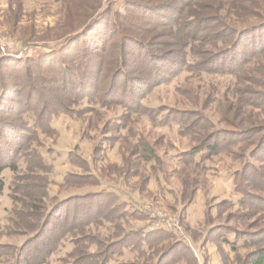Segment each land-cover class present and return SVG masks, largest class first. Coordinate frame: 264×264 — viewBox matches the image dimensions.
I'll return each instance as SVG.
<instances>
[{
  "label": "rangeland",
  "instance_id": "1",
  "mask_svg": "<svg viewBox=\"0 0 264 264\" xmlns=\"http://www.w3.org/2000/svg\"><path fill=\"white\" fill-rule=\"evenodd\" d=\"M137 1L160 9L172 5L164 12L156 11L158 16L172 19L171 24H158L131 6L122 7L124 2ZM232 1L235 3L197 0L213 10L204 12L205 18L230 16L239 21L253 17L246 22L253 23L264 14V0L254 5ZM177 2L103 3L100 13L109 6L112 12L97 29L108 30L109 48L120 49L121 36L130 42L125 49L126 67L120 74L112 65L110 51L105 56L103 50L98 51L90 57L93 62L81 58L84 50L92 51L88 45L92 34L61 52L54 51L79 30H66L61 0H0V121L3 129L8 127L6 122L16 130L13 149L32 155L29 167L44 178L49 197L45 215L50 213L47 227L32 239L43 217L33 227L36 217L23 218L19 216L22 211L14 215L10 199L12 186L18 185L15 178L30 177L32 172H26L23 163L16 174L8 169L3 172L0 264H25L28 259L33 263L45 256V264H87L90 256L104 257L112 249L118 252L119 244L125 248L114 255L111 264H255L249 256L263 245L264 207L257 199L264 197V133L243 138L217 130L262 126L258 122L264 121V57L259 56L263 50L251 59L253 54L243 43L237 52L221 55L234 39L233 34L211 36L223 27L219 21L202 32L203 42H194L186 37L193 28L178 31L177 25L186 23L195 9ZM115 18L121 31L113 27ZM189 42L194 49L191 56L183 49ZM211 55L215 58L208 60ZM247 57L251 60L243 67L241 79L221 72ZM184 58L191 64L187 70L159 83L167 72H176ZM83 61L86 64L81 67ZM86 65L93 71L101 67L105 79L93 86L83 72ZM64 66L72 69L76 82L63 73ZM74 71L96 93L80 92L78 96L76 88V95L70 94L71 81L75 87L79 83ZM112 88L117 90L116 101L104 103L94 98V94L106 97L102 91L108 89L109 93ZM138 101L157 108L160 115L167 111L169 118L187 126L197 121L198 132L182 133L181 125L173 122L169 126L151 123L131 111ZM29 110L42 124V131L35 135L29 132L34 127ZM213 133L218 136H211L210 143L219 145L217 154L207 155L198 166L189 156L172 161L174 154L192 150ZM248 154L251 166L247 168ZM120 204L127 212L138 211L139 216L120 218L118 211L124 207ZM142 231L149 233L144 257L137 250ZM230 231L236 236L227 233Z\"/></svg>",
  "mask_w": 264,
  "mask_h": 264
},
{
  "label": "trees",
  "instance_id": "2",
  "mask_svg": "<svg viewBox=\"0 0 264 264\" xmlns=\"http://www.w3.org/2000/svg\"><path fill=\"white\" fill-rule=\"evenodd\" d=\"M64 4V17L67 20L66 23V30L67 31H73L75 29H77L79 27V30H77L75 33L71 34L69 37H67L63 43H61L60 45H56L58 46V48L54 49V51H60V49L66 47V46H72L74 43L81 41L83 38H86L88 36H92L91 38V42L88 44L89 45V50L91 52H89L88 50H84L80 56H82L81 58H85L90 60L91 62H93V60L90 58L91 56H97L96 54H99L98 51H102L103 50V56H105L109 51L111 54V58H112V65L114 67H116L115 69H117L116 72L120 73L124 72L125 67H126V56H127V51L125 50L127 46H129L130 42H125V39H123V36H121L120 38V49H117V51L115 49H112V47L109 48V42L112 39H109L107 36L108 34V30L106 28L101 29V31H99L97 29V27L101 24V22L104 20V18L106 16H108L109 14H111L112 11H110V6L108 8L105 9V11L101 12V7L103 5V3H105L107 0H61ZM179 5H183L185 4V6H191L192 9H195V13L191 16V17H187L186 18V23L181 24V25H177L178 26V31L179 30H188V28H193L191 31H187L188 35L186 36L187 38L192 39L194 42H199V44L201 42H203V40L205 39L204 37H201V34L204 30H206L207 28H209L210 26L214 25L215 22L219 21L222 22L223 27L216 33L212 34L211 36L213 38H220V37H228V35H232L231 39H234L233 43H230V41L228 42V46H226L222 51H221V55H229L232 54L234 52H237L239 50V47L242 46V44H245V47L247 46V49H250L251 52L249 54H253L251 55V59L254 58V56L256 55L257 51H260L261 49L263 50L262 52V56L259 55L260 57H264V40L262 39V37H264V14L260 15V17L255 21V22H251V23H246L247 20H249L250 18L253 17H243L241 19H239V21H232V18L230 16H224L223 19L219 20L217 16L215 17H211V18H205V16H203L208 10H212L210 9L211 7L207 8L205 3H198L197 0H177ZM225 1V3H230L233 4L235 2L231 1H226V0H222ZM248 3H250L251 5H254L256 2L258 1H262V0H244ZM127 6H131V8H134L135 10H137L139 13H143L146 16H149L151 18H154L155 20H157L158 24L161 25H167V24H171L172 19H166V16H158L157 14V10H159L160 12H164V10H166V8H169V6L172 5H165L162 7V9L159 8V6H150L147 4H144L143 2L137 1L134 3H131V5L129 3L124 2V4L122 5V7L124 8H128ZM181 7V6H180ZM114 8V7H113ZM100 9V10H99ZM99 10V14L98 11ZM158 11V12H159ZM213 11V10H212ZM228 13V12H227ZM230 14V13H229ZM228 14V15H229ZM122 17V14H119ZM110 16V15H109ZM123 17H125L123 15ZM108 18V17H107ZM179 24V23H178ZM236 24L240 25L239 28L236 27ZM113 27L115 28V30H119L121 31L120 27L121 24L117 21V18L114 19L113 21ZM109 29V27H108ZM209 30V29H208ZM92 34V35H91ZM209 34V33H208ZM206 42H208V38H206ZM131 40V39H130ZM187 47L186 45H184L183 48L186 52L185 54L188 56H191L192 52L194 51V49L190 46V42L187 43ZM145 47H147L145 45ZM66 49H64L63 52H65ZM240 53V52H239ZM74 53H69V56H71ZM76 55V54H75ZM185 55V57H186ZM258 57V56H257ZM38 60H40V57H37ZM165 62H168L167 60H169L167 58V56L162 57ZM215 58L214 56L211 55L210 59L211 60ZM251 59L244 58L242 60L239 61H234L231 64H233L232 66H230V68L225 71H221V72H227V75H230L232 77H234L235 79L237 78H242L240 77L241 74L243 73L242 69L246 64H249V61ZM104 60V59H103ZM89 62V64L91 63ZM160 62V61H159ZM175 62V61H172ZM213 61L209 62V65L212 64ZM257 62V61H255ZM82 63V64H81ZM80 65L81 67H83V64H86V62H81ZM103 63H106V61H103ZM94 64V63H93ZM180 64V65H179ZM178 64V69L177 71H171V72H167L166 74H164L160 79H159V83L163 84V83H167L169 82L172 78L176 77L182 70L186 71L188 66L191 64L187 63V59L184 58V60H181L180 63ZM105 65V64H104ZM196 64H193V66L195 67ZM87 66V65H86ZM198 66L202 67L203 63L199 64ZM208 66V65H207ZM104 67V66H103ZM96 69V68H95ZM101 67L98 70L93 71L89 69V67L87 66V69H85L83 72H85L84 74H86V77L89 78L90 83L95 86L99 81H103V79H105V77H101V74L103 71H101ZM242 71V72H241ZM245 71V70H244ZM72 69L71 68H67V66L63 67V73L66 74L67 76L69 75L71 77V79L73 78V76H71ZM100 72V73H99ZM79 80V83L76 84V87L73 84V82L71 81L72 84H70L69 88H70V94H75L76 95V88L79 90L78 91V96L80 94V92L83 94H86L88 92V96H91L93 94L91 88L89 87V83L88 85V89L86 88V83H84L83 81H81V77L80 74L77 71H74L73 73ZM79 74V75H78ZM74 80V79H72ZM139 80V79H138ZM158 81V80H157ZM74 82H76L74 80ZM135 83V82H134ZM88 90V91H85ZM104 93V96L106 97H102L103 95L98 96L96 94H94L96 97H94L96 100L103 101L104 103L107 102L108 100H112L110 102H114L116 101V97L115 94L117 93L116 89L111 90V92L108 93V89L103 90L102 91ZM96 93V92H95ZM247 96H250V93L246 92ZM108 95H111V97H108ZM74 97V96H73ZM72 98V97H71ZM120 99H122V97L120 96ZM107 100V101H106ZM127 100V99H126ZM135 104V101H134ZM133 109H131V111H134L135 114L147 117L149 119V121L152 123H158L161 124L160 126H169L172 124V122L174 124H176L177 126L180 127L181 125V130L180 132L182 133H187V132H191L193 131V134H195L196 132H198V126L199 124H197L198 122H193L192 126H187L185 125L184 121H178L176 119H172L169 118L168 112L165 111V113H162L163 116H161L159 114V112L157 113V108L153 109V108H149L147 106H143L140 101H138L134 106H132ZM64 112V114L67 112L65 110H62ZM29 114V115H28ZM67 114H70V112H67ZM27 115L29 117H31L33 119V123H34V127L32 126L31 129L29 130V132L31 134H37L38 132L42 131V124H38L37 123V116L35 115V113L32 115L30 110L27 111ZM53 117V114H51L49 117ZM161 116V117H160ZM206 121V119H203V121ZM167 121V122H166ZM241 122V121H240ZM243 123V121L239 124L241 125ZM260 123L262 126H251L249 129L245 128L244 130H239V131H225V130H217V133H221V132H229L232 133L234 136H238V137H243V138H248V136L246 137V135L249 136H254V134L258 133V132H263L264 133V121L263 122H258ZM5 124L8 126L7 128L3 129V122L0 121V197L2 195V191L4 188V179L2 177L3 172L5 170H9L12 171L14 174H16L19 170L20 164L23 163V165L26 166V172L31 173L32 172V176L27 177V178H20V177H16L15 181L18 182L15 186H12L11 188V192L12 195L10 194V199L12 200V202H14V215H18L20 214V212H24L26 211L25 214H21L19 216H24L23 218H28V217H32L35 218L36 220H38V217H40V219L42 218V224L40 226V229L35 232V234L33 235V238H38V235L40 234L41 230L47 227L46 222H47V216L50 214L49 212L45 215L46 211V202L48 197L47 194V189H46V185H44V178H40L39 176H36V172H33V169H31V167H29L31 164V159H32V155L27 154V153H23L20 152L18 150H14L13 149V141L18 137L16 130H13L12 125H10L9 123ZM194 124V125H193ZM251 125H253V123H249ZM239 125H236L239 127ZM235 126V125H233ZM197 128V129H195ZM194 129V130H192ZM218 136V134H214L207 136L206 139L204 141L201 142V144H199V146L197 145L196 147H194L192 150L190 151H184L183 153H179V154H174L172 157V161H180L182 160L183 157L185 156H189L190 160L192 161V163L195 166L200 165L202 159H206L207 155H211V154H217L219 151V145L217 143H210L212 142L214 137L211 136ZM216 136V137H217ZM264 139V134H263V138ZM13 142V143H12ZM204 155V156H203ZM251 154L245 155V157H247V168L250 165V157ZM150 157V156H149ZM203 159V160H204ZM150 160H154L153 158H150ZM39 163H42L41 159H39L38 161ZM41 165H44L43 163ZM40 166V165H39ZM41 167V166H40ZM245 167V168H246ZM43 168V167H42ZM42 170V169H40ZM241 174L245 173L244 169L240 170ZM51 172L47 173V175H50ZM238 174H234V186L235 189L237 190L238 188V183L236 182V178H237ZM240 180L242 179V175L239 176ZM49 178V177H48ZM46 180L48 181V179L46 178ZM43 182V183H42ZM39 183L43 184L44 187H42L43 185H38ZM15 195V197H14ZM105 195V194H103ZM18 196V197H17ZM79 197V196H78ZM86 196H84L83 198H85ZM247 197V196H246ZM250 198V197H248ZM70 198L65 199L66 201L69 200ZM258 202L260 204V206L264 207V197H258ZM65 202V201H64ZM116 202V200H115ZM63 203V202H62ZM61 203V204H62ZM60 204V203H58ZM245 204V202L243 203ZM118 206H124V204H120ZM121 208L120 212V218L124 217V216H128L127 214H129L131 217H136L139 216L138 211H132L127 212L125 208V206ZM123 210V211H122ZM126 211V214L122 213ZM40 219L36 222L33 223V227L39 225ZM35 229V228H34ZM33 229V230H34ZM227 233H231L234 234L236 236V233L233 231L227 232ZM142 238H141V242L139 243V246L137 248V250H139L140 253V257H144L143 255L145 254V252H147L149 250V248L147 249L148 246V240H147V236L149 235V233H144L143 231L140 232ZM262 241H263V245L262 247L258 248L255 252H253L249 258H251L252 261H254L255 264H263L264 262V229L262 230ZM145 238V239H144ZM72 245L75 247L76 246V241H72ZM121 247V249H119L118 252L113 253V249L108 252L107 255H105L104 257H100L99 254L94 255V256H90L89 261L86 262L87 264H111V261L113 260L112 258L114 257V255L119 254V252H121L125 247H122L124 245L119 244L116 245V247ZM145 246H147L145 248ZM55 251H57V248L53 249ZM51 252L50 255L53 253ZM49 253V252H48ZM18 258V257H17ZM47 257H37L36 260L32 263L31 260H26L25 264H45L47 261ZM159 261V259L157 260ZM83 264V263H80ZM124 264V263H121Z\"/></svg>",
  "mask_w": 264,
  "mask_h": 264
}]
</instances>
